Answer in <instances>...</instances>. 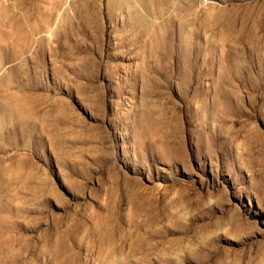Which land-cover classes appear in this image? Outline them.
Here are the masks:
<instances>
[{"label":"rangeland","instance_id":"374dc122","mask_svg":"<svg viewBox=\"0 0 264 264\" xmlns=\"http://www.w3.org/2000/svg\"><path fill=\"white\" fill-rule=\"evenodd\" d=\"M0 264H264V0H0Z\"/></svg>","mask_w":264,"mask_h":264}]
</instances>
